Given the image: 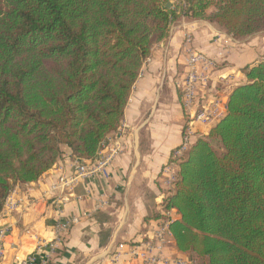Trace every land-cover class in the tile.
<instances>
[{"label": "trees", "instance_id": "1", "mask_svg": "<svg viewBox=\"0 0 264 264\" xmlns=\"http://www.w3.org/2000/svg\"><path fill=\"white\" fill-rule=\"evenodd\" d=\"M171 1L0 0V211L63 147L96 158L176 20L213 23L235 40L264 33V0ZM242 72L161 203L176 212L177 251L205 264H264V60Z\"/></svg>", "mask_w": 264, "mask_h": 264}, {"label": "crops", "instance_id": "2", "mask_svg": "<svg viewBox=\"0 0 264 264\" xmlns=\"http://www.w3.org/2000/svg\"><path fill=\"white\" fill-rule=\"evenodd\" d=\"M186 45L218 62L189 111L180 101L181 82L187 71ZM260 60H264V34L235 40L210 22L175 21L168 37L153 48L132 89L118 127L123 130V150L110 165L108 179L97 175L82 180L63 206L62 218L80 217V222L65 235L51 264H141L127 257L112 262L110 253L119 243L151 236L168 191L163 170L184 130L189 127L194 143L217 122L204 126L192 121V113L213 97L220 95L227 101L231 87L223 79L244 83L242 68ZM116 131L108 137L115 136ZM78 162L63 147L51 169L34 182L13 187L20 207L10 215L0 213V229L7 230L2 264H16V258H25L35 250L38 239H49L56 217L54 204L47 200L49 188L58 173H71ZM99 197L107 199L108 205L95 212ZM84 212L89 216L82 217ZM172 216L177 218L175 210ZM26 228L29 235L24 234ZM170 245L171 252L189 264H205L203 258L179 253L173 239Z\"/></svg>", "mask_w": 264, "mask_h": 264}, {"label": "built area", "instance_id": "3", "mask_svg": "<svg viewBox=\"0 0 264 264\" xmlns=\"http://www.w3.org/2000/svg\"><path fill=\"white\" fill-rule=\"evenodd\" d=\"M184 54L187 71L181 82L182 92L180 101L183 109L189 111L197 99L198 91L208 84L211 73L216 68L218 62L216 59L197 52L188 45L184 47ZM223 83L231 88L237 85V82H234L230 78L223 79ZM225 112V97L219 95L213 97L206 105L193 112L191 118L192 121L199 122L204 126H210L212 123L218 121ZM116 132L115 136L111 138L107 137L102 141L94 160L78 162L71 173H58L55 177V182L49 188L50 195L47 196V200L54 204L56 211V217L51 226L50 237L48 240L38 239L35 250L25 258H16V264H51L64 241L65 235L72 226L80 222V217L62 218V208L69 203L75 187L82 180L97 175L108 179L110 165L123 150V130L119 128ZM190 135L191 130L187 127L183 132L180 144L171 153L170 163L163 170L165 177L163 183L168 190L167 194L173 190L176 181V163L183 157L192 144ZM12 189L4 200L0 212L3 215H10L20 207V203L14 198V191ZM107 205V199L99 197L96 200L93 211L96 212ZM172 211L173 209L165 210L161 206L160 217L155 221L156 224L151 232V236H144L140 241L119 243L110 253L111 261L118 262L127 257L141 264H189L181 256L174 255V251L171 252L172 246L170 244L173 238L169 225L174 220ZM88 216L89 213L87 212H84L82 215L84 218ZM29 233L30 231L27 228L24 229V234L29 235ZM6 236L7 230L0 229V264H2L4 259V239ZM168 248L170 249L169 253L166 252Z\"/></svg>", "mask_w": 264, "mask_h": 264}, {"label": "rangeland", "instance_id": "4", "mask_svg": "<svg viewBox=\"0 0 264 264\" xmlns=\"http://www.w3.org/2000/svg\"><path fill=\"white\" fill-rule=\"evenodd\" d=\"M173 1H174V0H172L171 3H173ZM182 18H183V17H182ZM180 19H181V18H180ZM185 19H188V18H185ZM178 20H179V19H178ZM191 20H193V19H191ZM176 21H177V20H176ZM197 21H198V20H197ZM261 34H264V33H263V32H262V33H257V34L252 35V37L255 36V35L258 36V35H261ZM249 37H251V36H249ZM238 84H239V83H238ZM198 264H201V263L199 262Z\"/></svg>", "mask_w": 264, "mask_h": 264}, {"label": "water", "instance_id": "5", "mask_svg": "<svg viewBox=\"0 0 264 264\" xmlns=\"http://www.w3.org/2000/svg\"><path fill=\"white\" fill-rule=\"evenodd\" d=\"M170 5H171V3H167V5H166V6L169 8V7H170Z\"/></svg>", "mask_w": 264, "mask_h": 264}]
</instances>
